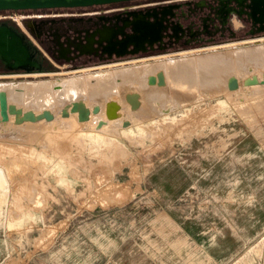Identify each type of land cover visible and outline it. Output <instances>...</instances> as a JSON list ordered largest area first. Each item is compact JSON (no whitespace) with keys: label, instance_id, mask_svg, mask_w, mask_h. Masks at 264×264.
Returning <instances> with one entry per match:
<instances>
[{"label":"rangeland","instance_id":"374dc122","mask_svg":"<svg viewBox=\"0 0 264 264\" xmlns=\"http://www.w3.org/2000/svg\"><path fill=\"white\" fill-rule=\"evenodd\" d=\"M261 67L238 74L239 93L170 94L117 136L0 121V264H216L213 242L219 264H264V88L243 84ZM58 72L0 82L74 73ZM190 241L205 244L202 256L178 248Z\"/></svg>","mask_w":264,"mask_h":264},{"label":"bare ground","instance_id":"6f19581e","mask_svg":"<svg viewBox=\"0 0 264 264\" xmlns=\"http://www.w3.org/2000/svg\"><path fill=\"white\" fill-rule=\"evenodd\" d=\"M260 66H264V37L211 46L204 50L183 51L178 56L168 54L154 62L143 60L128 65H110V68L85 69L70 74L72 76L69 78L36 81L4 79V82H0V121L20 126L69 121L72 125L91 124L94 132L117 136L122 130L135 126V113L146 114L147 107L153 110L155 103L164 105L163 102H167L164 99L170 94L179 97V100L181 97L190 100L200 89L217 90L223 84L231 91H238L241 86L238 74ZM243 84L247 87L263 86V89L264 69L258 75H246ZM125 87L130 90H124ZM2 98L5 99V106L2 105ZM143 100L148 102L145 104ZM163 105L162 109L165 108L164 112L167 113L169 108Z\"/></svg>","mask_w":264,"mask_h":264},{"label":"flooded vegetation","instance_id":"af4514ba","mask_svg":"<svg viewBox=\"0 0 264 264\" xmlns=\"http://www.w3.org/2000/svg\"><path fill=\"white\" fill-rule=\"evenodd\" d=\"M248 10L236 0H121L0 10L20 15L21 25L9 19L0 23L25 35L43 70H11L0 60V75L53 74L61 67L81 72L264 34Z\"/></svg>","mask_w":264,"mask_h":264},{"label":"water","instance_id":"95a60500","mask_svg":"<svg viewBox=\"0 0 264 264\" xmlns=\"http://www.w3.org/2000/svg\"><path fill=\"white\" fill-rule=\"evenodd\" d=\"M121 0H0V10L26 9L37 7L56 6H85L92 4L108 3ZM239 6H246L247 14L254 24L258 25L257 31L264 32V0H236ZM253 33V32H252ZM101 38L110 41L112 35L100 34ZM30 44L26 41L23 33L6 22L0 23V60L6 68L11 70H23L31 72H43L41 64L34 58L30 50ZM161 81V78L160 80ZM252 83V81H250ZM2 105L5 106V99L2 98ZM75 104L73 105V108ZM46 111L43 113L45 117ZM31 118V116H30Z\"/></svg>","mask_w":264,"mask_h":264},{"label":"crops","instance_id":"0c3cea01","mask_svg":"<svg viewBox=\"0 0 264 264\" xmlns=\"http://www.w3.org/2000/svg\"><path fill=\"white\" fill-rule=\"evenodd\" d=\"M203 232V231H202ZM198 234V233H196ZM179 246L178 248H180L181 250H188L189 248L191 249H195L197 251H201L199 252V256H202V252L204 251V246L205 244L202 243V242H198V241H190V242H181L179 243ZM217 250H219V244L216 243V242H213L212 245H211V255H212V258L213 260L215 261L216 264H219L220 263V259L218 258V255H217ZM197 255V253H196Z\"/></svg>","mask_w":264,"mask_h":264},{"label":"built area","instance_id":"2783aa9c","mask_svg":"<svg viewBox=\"0 0 264 264\" xmlns=\"http://www.w3.org/2000/svg\"><path fill=\"white\" fill-rule=\"evenodd\" d=\"M0 19H9L20 24V15L8 11H0Z\"/></svg>","mask_w":264,"mask_h":264}]
</instances>
